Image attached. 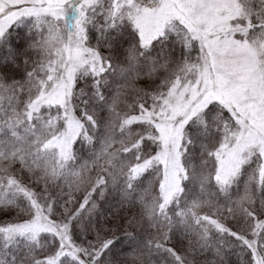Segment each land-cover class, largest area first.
I'll use <instances>...</instances> for the list:
<instances>
[{"label": "snow or ice", "instance_id": "snow-or-ice-1", "mask_svg": "<svg viewBox=\"0 0 264 264\" xmlns=\"http://www.w3.org/2000/svg\"><path fill=\"white\" fill-rule=\"evenodd\" d=\"M0 264H264V0H0Z\"/></svg>", "mask_w": 264, "mask_h": 264}]
</instances>
